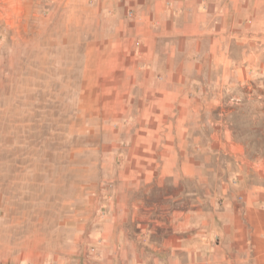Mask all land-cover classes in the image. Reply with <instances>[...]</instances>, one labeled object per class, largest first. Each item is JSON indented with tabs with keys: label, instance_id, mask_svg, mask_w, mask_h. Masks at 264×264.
<instances>
[{
	"label": "rangeland",
	"instance_id": "1",
	"mask_svg": "<svg viewBox=\"0 0 264 264\" xmlns=\"http://www.w3.org/2000/svg\"><path fill=\"white\" fill-rule=\"evenodd\" d=\"M77 1L0 0V264H172L177 211L241 175L264 186V56L206 57L208 103L177 120L144 59L99 55Z\"/></svg>",
	"mask_w": 264,
	"mask_h": 264
},
{
	"label": "crops",
	"instance_id": "2",
	"mask_svg": "<svg viewBox=\"0 0 264 264\" xmlns=\"http://www.w3.org/2000/svg\"><path fill=\"white\" fill-rule=\"evenodd\" d=\"M77 8L94 31L99 55L115 56L117 65L127 61L123 56L144 59L149 95L177 120L188 105L208 103L191 76L208 68L206 57L216 61L210 66L227 70L236 41L246 73L247 63L252 67L264 56V0H78ZM162 131L175 133L168 126ZM178 132L188 135L189 129ZM245 180H228L221 193H206L203 206L175 213L177 234L162 244L177 247L172 264H264V186Z\"/></svg>",
	"mask_w": 264,
	"mask_h": 264
}]
</instances>
